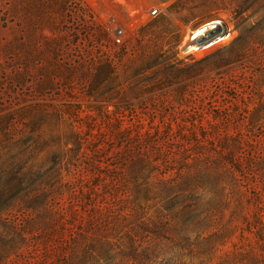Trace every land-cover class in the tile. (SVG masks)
<instances>
[{"label": "rangeland", "instance_id": "rangeland-1", "mask_svg": "<svg viewBox=\"0 0 264 264\" xmlns=\"http://www.w3.org/2000/svg\"><path fill=\"white\" fill-rule=\"evenodd\" d=\"M0 264H264V0H0Z\"/></svg>", "mask_w": 264, "mask_h": 264}, {"label": "bare ground", "instance_id": "bare-ground-1", "mask_svg": "<svg viewBox=\"0 0 264 264\" xmlns=\"http://www.w3.org/2000/svg\"><path fill=\"white\" fill-rule=\"evenodd\" d=\"M210 32H207L205 35H200L198 30H195L192 32V34H195V36L191 39L194 50H201L206 48L207 43L212 42L210 45L215 44L221 38H225L227 36V28L222 25V23L215 24L212 23Z\"/></svg>", "mask_w": 264, "mask_h": 264}, {"label": "built area", "instance_id": "built-area-1", "mask_svg": "<svg viewBox=\"0 0 264 264\" xmlns=\"http://www.w3.org/2000/svg\"><path fill=\"white\" fill-rule=\"evenodd\" d=\"M118 33H119V32H118ZM116 41H117V42H119V39H118V38H116Z\"/></svg>", "mask_w": 264, "mask_h": 264}, {"label": "water", "instance_id": "water-1", "mask_svg": "<svg viewBox=\"0 0 264 264\" xmlns=\"http://www.w3.org/2000/svg\"><path fill=\"white\" fill-rule=\"evenodd\" d=\"M210 32V31H209ZM207 34V33H206Z\"/></svg>", "mask_w": 264, "mask_h": 264}]
</instances>
